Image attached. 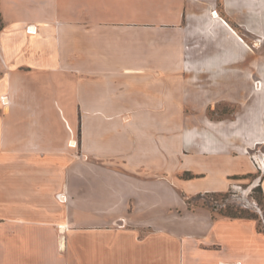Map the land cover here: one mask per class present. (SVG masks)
<instances>
[{
    "label": "crops",
    "instance_id": "crops-1",
    "mask_svg": "<svg viewBox=\"0 0 264 264\" xmlns=\"http://www.w3.org/2000/svg\"><path fill=\"white\" fill-rule=\"evenodd\" d=\"M157 1L143 19L125 0H0V264H264L240 220L153 226L258 170L264 86L209 110L243 103L264 0Z\"/></svg>",
    "mask_w": 264,
    "mask_h": 264
},
{
    "label": "rangeland",
    "instance_id": "rangeland-1",
    "mask_svg": "<svg viewBox=\"0 0 264 264\" xmlns=\"http://www.w3.org/2000/svg\"><path fill=\"white\" fill-rule=\"evenodd\" d=\"M155 1L125 0L124 6H129L130 11L128 10L129 13L121 15L126 18L136 16L135 18L141 17L143 19H149L153 17V12L149 11L154 9ZM159 1L157 2L159 3ZM143 9L146 11L144 14L141 12ZM138 11L139 13H134ZM246 41L248 47L244 45L245 49H243V54L245 55L242 59L243 83L241 92L238 94L243 103H226L225 106L221 105L215 108V110H209V114L213 117L234 115L236 112L242 110L241 106L243 104L247 105L249 99L250 83H253L256 89L264 86V80L260 77L264 72V55L258 56L257 58L254 56L255 50L257 49H261L263 52L264 40ZM251 71H257L259 79L252 80L250 78ZM255 143L252 144V148L247 150L251 157H254L255 163L258 166L256 173L251 174L246 180H232L231 186L225 191L195 195L187 200V206L185 208L178 201L179 204H176L171 210L172 216L177 215V219L171 222L164 220L162 222H155L153 226L177 229L179 234L186 235L191 231H196L197 227L193 221L196 219L197 222H201L203 211H206L211 213L215 218L227 217L233 220H240V226L244 230H257L259 236H262L261 238L264 240V139L257 140ZM256 159L258 160L257 162ZM160 202L163 203L162 201ZM192 210L196 211L194 214L197 216L189 214L192 213ZM236 226L239 227V225ZM258 260L253 259L252 264H262Z\"/></svg>",
    "mask_w": 264,
    "mask_h": 264
},
{
    "label": "built area",
    "instance_id": "built-area-1",
    "mask_svg": "<svg viewBox=\"0 0 264 264\" xmlns=\"http://www.w3.org/2000/svg\"><path fill=\"white\" fill-rule=\"evenodd\" d=\"M213 14L218 15L217 10H214V11H213ZM27 31H29V32H31V33H36V32H37V28L31 26V27H28V28H27ZM2 34H3V27H2V25L0 24V41H1V39H2ZM4 99H5V98H4ZM253 160H254V157H253ZM254 161H255V160H254ZM257 161H258V160L256 159V162H257Z\"/></svg>",
    "mask_w": 264,
    "mask_h": 264
}]
</instances>
